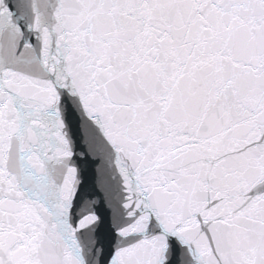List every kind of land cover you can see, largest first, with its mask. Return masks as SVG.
I'll return each mask as SVG.
<instances>
[{
    "label": "snow or ice",
    "instance_id": "obj_1",
    "mask_svg": "<svg viewBox=\"0 0 264 264\" xmlns=\"http://www.w3.org/2000/svg\"><path fill=\"white\" fill-rule=\"evenodd\" d=\"M0 264H264V0H0Z\"/></svg>",
    "mask_w": 264,
    "mask_h": 264
}]
</instances>
